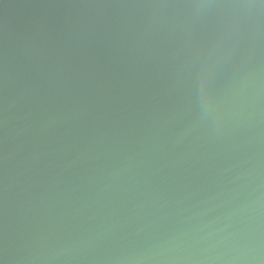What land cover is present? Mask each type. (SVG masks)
<instances>
[{
    "label": "water",
    "instance_id": "water-1",
    "mask_svg": "<svg viewBox=\"0 0 264 264\" xmlns=\"http://www.w3.org/2000/svg\"><path fill=\"white\" fill-rule=\"evenodd\" d=\"M0 264H264V0H0Z\"/></svg>",
    "mask_w": 264,
    "mask_h": 264
}]
</instances>
